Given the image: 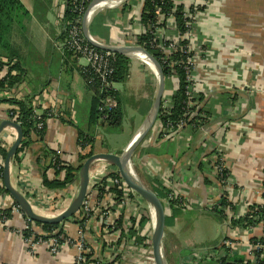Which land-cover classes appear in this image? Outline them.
I'll return each mask as SVG.
<instances>
[{"label":"crops","instance_id":"obj_1","mask_svg":"<svg viewBox=\"0 0 264 264\" xmlns=\"http://www.w3.org/2000/svg\"><path fill=\"white\" fill-rule=\"evenodd\" d=\"M20 2L24 10L15 15L8 35L9 48L0 50V57L4 63L19 64L25 72L24 81L14 89L0 90V100L31 97L37 114L45 115L47 108L58 113L46 118L42 138L33 134L31 142L18 154L17 161L14 157L11 166L12 186L29 202L40 203L37 195L54 193L43 184L44 175L55 178L47 168L44 152L56 151L65 164L77 166L78 134L83 133L94 140V154H122L154 106L158 79L142 60L127 56L131 59L129 77L115 84L118 103L124 112L117 135L130 132L121 147H112L103 135L109 127L100 126L91 118L98 93L82 74L87 61L64 50L68 0ZM175 2L184 7L198 2L202 7L194 41L195 110L199 117L195 125H189L170 140L151 144L144 140L133 154L132 168L144 184L164 196L166 223L162 244L169 264H201L212 260L223 264L216 255L225 257L227 250L222 246L225 237H236L239 241V251L229 258L245 259L248 235L233 221L245 218L253 205L264 200V0ZM142 10L143 0L106 5L91 21L92 38L107 46H135L143 26ZM165 25L161 29L163 36L174 37L175 27ZM168 79L172 80L169 84ZM177 89V80L166 78L164 96L173 98ZM9 109L8 103L0 105V123L8 120ZM16 138L17 133L11 127L0 134V141L9 148ZM217 155L224 158L233 184L232 211L224 219L211 210L212 206L223 203L222 191L214 176L213 162ZM77 189L78 182H75L59 191L69 200ZM11 203L14 200L9 194H0V206L9 208ZM37 209L50 216L51 212L41 203ZM193 213L213 227L211 239L189 238L191 226L188 228L186 223ZM11 215L7 225L0 223V264H75L73 248L53 256L42 246L31 255L23 236L25 217L18 212ZM64 224L71 232L77 229L73 218ZM89 228L93 255L100 260L114 264L145 261L141 244L131 240L134 230L118 236L116 232H106L95 221ZM254 235L259 238L262 232ZM113 240L115 251L110 248Z\"/></svg>","mask_w":264,"mask_h":264},{"label":"built area","instance_id":"obj_2","mask_svg":"<svg viewBox=\"0 0 264 264\" xmlns=\"http://www.w3.org/2000/svg\"><path fill=\"white\" fill-rule=\"evenodd\" d=\"M92 1L93 0L72 1L75 16L70 20H66V17H64L66 27L63 46L67 53L87 61L86 65L82 68V74L90 87H98L100 93L103 94L100 100L98 123L100 126H108L110 113L118 106V99L116 94H114L117 93L115 86L116 82L114 81L116 54L97 49L92 46L84 36L83 18ZM144 2L145 0H143V5ZM107 3L109 5L120 2L110 1ZM101 4L102 3L96 5L91 10V13L105 7ZM201 9L202 7L198 2L190 6H185L184 19L186 20V31L184 35L179 32L174 15H169L166 19L160 8L157 9V21L154 25L145 27L142 24L140 35H152L153 38L150 42L151 47L160 53L161 65H164L169 70L170 77L175 78L179 85L176 69L180 68L184 71L186 82L185 95L187 100L184 113L179 117H174L173 99L164 96L158 118L145 139L150 144L170 140L178 136L179 133L189 125H195L199 117V114L195 110L194 74L197 68L194 41L197 40L195 26ZM165 24L175 27L176 35L174 37L163 36L161 29L166 27ZM183 42H186V44ZM135 46L143 47L139 43ZM177 55H180V57H177ZM138 59L141 60L140 58ZM7 74L8 67L4 66L0 70V81L3 80ZM45 115L47 117H54L58 116V113L54 109L47 108ZM18 116V113L8 112V120L22 125ZM43 116L44 115L34 112L33 120L35 122L36 132H40L46 128V119H44ZM157 139L159 140L156 141ZM1 149H9V147L0 141V150ZM80 152H82L81 146ZM57 155L59 156V154ZM223 159L221 155H217L213 162V168L214 176L222 191V201L225 199L228 205L223 207L221 203L220 205L216 204L211 207V210L216 211L224 209L223 212L225 215L232 211L233 202L230 192L233 190V184H231L229 180ZM4 165L5 158L0 151V188H4ZM111 166V164L105 161H97L92 165L89 173L87 196L79 212L72 217L77 223V229L74 232H71L68 225H63L64 222L61 228L55 229L49 233L44 232L41 227L37 226L35 222L24 214L15 202L11 203L9 208L0 206V223L7 225L11 219L4 215L3 211L5 210L10 209L11 212L22 213L26 220L23 236L28 252L31 255H35L42 246L46 247L53 256H58L64 250L73 248L76 250L75 264H114L102 261L97 256L93 255L89 226L92 225L94 221L95 223H101V227H104L103 229H105L106 232L113 231L116 232L118 236L123 235L122 233L125 231L134 230V235L131 240L134 243L141 244V250H143V256L145 258V261H137V264H156L152 244V236L156 222L154 209L135 190L129 187L120 174H118L117 169H113ZM49 172L50 174H54V169L50 168ZM262 182L264 184V178ZM3 192H0V194ZM77 192L78 189L69 200L59 190H54V193L39 194L37 198L39 197L41 199L40 203L46 207L48 212H51L48 214L50 216L47 217H56L67 210L72 200L77 195ZM169 199L173 200L172 197H169ZM38 203V200H36V203L30 202L34 211L37 213V208L40 204ZM259 204L263 205L264 200ZM251 213H253L252 209L249 210L248 214ZM240 228L248 235L249 243L247 246L249 249L242 262L233 264H259V262L264 259V243H254L251 239L257 238L254 235L255 232L261 231L262 236L257 238V240L264 241V223H261L259 226L250 224L247 228ZM26 230H29V236L24 235ZM238 242L236 237L224 238L222 246L227 250L226 255L228 258L235 256L234 253L239 251ZM115 246L116 241L113 240L112 244L110 243V248L115 251ZM257 252H260L259 256Z\"/></svg>","mask_w":264,"mask_h":264},{"label":"trees","instance_id":"obj_3","mask_svg":"<svg viewBox=\"0 0 264 264\" xmlns=\"http://www.w3.org/2000/svg\"><path fill=\"white\" fill-rule=\"evenodd\" d=\"M73 0H68V7L66 13V20H70L75 16L73 12ZM160 8L162 14L165 15L167 19L169 15H174L177 23V28L180 33L184 35L186 28L185 23L186 20L184 19V5H178L175 1L172 0H145L142 10V23L145 27L149 25H154L157 19V9ZM175 9V11H174ZM20 10H24V7L20 0H0V50H7L9 48L8 44V35L11 30V27L15 20V15ZM151 34L141 35L139 37V44L142 45L147 51H149L159 62H161V55L160 53L151 47ZM186 44V42H183ZM176 57V56H175ZM180 57V55H177ZM183 59V58H182ZM130 62L131 59L125 55L116 54V72L114 76V81L116 83L125 82L130 74ZM8 67V74L4 77L3 80L0 81V90L6 89H14L24 81L25 72L19 66V64L10 65L9 63H4L2 58L0 57V70L4 67ZM163 71L166 78L170 77L169 70L162 65ZM177 75L179 79V85L176 93L173 96V112L174 117H179L184 113V107L186 103V95H185V74L184 71L180 68H177ZM97 91V96L95 97L93 104H92V113L91 118L94 123H97L99 119V107H100V100L103 97V94L100 93L98 87L94 88ZM117 95V93H114ZM118 99V97H117ZM32 98L27 97L25 100H16V99H6L0 100V105L3 103H8L10 106L9 111L18 113L19 120L22 122L23 128V140L21 146L15 156V160H18V154L24 149L26 145L31 142V136L35 134L39 139L45 133V129L36 132L35 131V122L33 120L34 109L32 107ZM124 112L123 109L118 103L116 109H114L110 113L109 124L107 127L113 129H119L122 124ZM44 119L47 118L46 115L43 116ZM92 138V137H91ZM89 136L79 133L78 134V144L82 148V152L79 153V164L77 166H71L65 164L61 159L60 156L57 155L56 151L53 150H46L44 152L43 157L48 161V169L53 168L55 178L50 179L46 175H44L43 184L48 189L51 190H66L68 187L73 185L75 182H78L79 177V170L83 164V162L91 157L93 152V143ZM9 149H1L2 156L6 159L7 152ZM88 150V151H87ZM4 188H0V192H3ZM156 191L159 195L161 200L164 199L163 194L161 192ZM264 196V195H263ZM264 198V197H263ZM223 207L228 205L227 201L223 199L222 201ZM253 213L248 214L245 218L239 221H233L234 225L240 226L243 228H247L248 225L252 224L254 226H259L261 223H264V204H256L251 207ZM224 209L214 211L215 214L219 215L221 219H224ZM4 215L7 218H11V210L3 211ZM70 220V219H68ZM67 221V220H66ZM37 226L41 227L44 232H52L55 229L61 228L62 224L59 225H42L40 223H35ZM25 236H29V230H26L24 233ZM252 242L254 243H264L263 240L258 241L257 238H252ZM257 255H260V252H257ZM243 258H228L225 252V257L222 258L223 264H233L242 262ZM259 264H264V259L259 262Z\"/></svg>","mask_w":264,"mask_h":264},{"label":"water","instance_id":"obj_4","mask_svg":"<svg viewBox=\"0 0 264 264\" xmlns=\"http://www.w3.org/2000/svg\"><path fill=\"white\" fill-rule=\"evenodd\" d=\"M118 1L125 2L128 0H93L90 4L86 14L83 18V32L86 40L94 47L99 50L109 51L115 54L125 55L129 57H135V53H142L146 55L149 60L154 65L156 71V76L158 79V92L154 106L146 119L145 124L136 134L135 138L130 142L128 147L122 152V154H112V153H100L94 154L88 159H86L80 170L78 177V192L77 195L72 200L70 206L62 214L56 217H47L38 214L34 211L32 205L30 204L27 197L19 190L14 188L11 183V166L16 156L22 140H23V128L22 125L10 121L4 120L0 123V134L5 128L11 127L17 133V138L9 148L7 156L5 159L4 171H3V182H4V194H9L14 202L21 208L24 214L35 223H40L42 225H59L68 219L75 216L87 196L89 188V173L92 165L97 161H105L114 166L118 174L123 178V180L135 190L148 204H150L155 212V228L152 236L153 244V254L156 264H169L167 256L163 250V236L165 231L166 223V212L164 204L159 197V195L149 186L144 184L136 173L132 169V157L135 150L140 146V144L146 139L151 129L153 128L161 108L162 99L164 97L166 88V77L163 71V67L160 62L145 48L141 46H107L99 43L92 38L90 34V24L98 11L91 13V10L98 4L103 2ZM91 13V14H90Z\"/></svg>","mask_w":264,"mask_h":264},{"label":"rangeland","instance_id":"obj_5","mask_svg":"<svg viewBox=\"0 0 264 264\" xmlns=\"http://www.w3.org/2000/svg\"><path fill=\"white\" fill-rule=\"evenodd\" d=\"M134 58V57H133ZM144 63V62H143ZM146 64V63H145ZM146 66L149 67V65L146 64ZM152 70V69H151ZM155 74V73H154ZM172 80L168 79L167 84H169ZM121 129H113V128H106L103 131V135L107 139V143H109L112 147H117L123 145L125 143V138L129 134V130L126 131L125 135H117L119 134ZM39 213V212H38ZM192 217L189 216L187 219L186 225L191 226L188 230L189 238H192L193 240H209L213 237L214 231L213 227L210 226L206 219H198L196 214H191ZM219 261L222 260V258H219L220 256L216 255ZM201 264H218L217 261H204Z\"/></svg>","mask_w":264,"mask_h":264},{"label":"bare ground","instance_id":"obj_6","mask_svg":"<svg viewBox=\"0 0 264 264\" xmlns=\"http://www.w3.org/2000/svg\"><path fill=\"white\" fill-rule=\"evenodd\" d=\"M101 5L106 6V5H108V3L103 2ZM134 56L137 58H140L142 61H144L147 65H149V67H151L154 70V72L156 71L154 65L152 64V62L149 60V58L146 55H144L142 53H135Z\"/></svg>","mask_w":264,"mask_h":264}]
</instances>
